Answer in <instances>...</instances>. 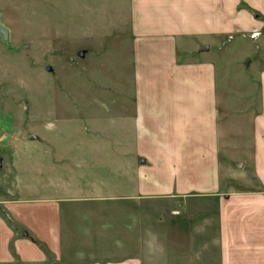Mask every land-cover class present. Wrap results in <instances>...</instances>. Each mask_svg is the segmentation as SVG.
<instances>
[{
  "label": "crops",
  "instance_id": "0c3cea01",
  "mask_svg": "<svg viewBox=\"0 0 264 264\" xmlns=\"http://www.w3.org/2000/svg\"><path fill=\"white\" fill-rule=\"evenodd\" d=\"M244 5L264 16V0H130L133 93L120 95V133L128 147L130 132L135 157L121 160L119 196L64 190L62 177L41 197L4 187L0 264H159L164 255L170 264H264V65L254 72L256 93L226 96L212 49L225 35L262 25ZM5 132L18 156L20 146ZM159 198L184 207L168 216L171 250L160 240L155 246L153 236L148 254L145 233L153 224H145L143 206ZM115 202L119 232L112 239L107 218ZM177 218L192 230L181 238Z\"/></svg>",
  "mask_w": 264,
  "mask_h": 264
},
{
  "label": "rangeland",
  "instance_id": "374dc122",
  "mask_svg": "<svg viewBox=\"0 0 264 264\" xmlns=\"http://www.w3.org/2000/svg\"><path fill=\"white\" fill-rule=\"evenodd\" d=\"M242 7L262 22L253 31L256 36L235 32L212 49L223 64L225 95L247 98L257 92L254 72L264 65V16ZM0 23L9 31L6 40L0 34V193L4 187L23 186L27 196L41 197L53 192L48 188L62 177L64 190L81 187L119 196L121 160L135 157L130 132L128 147H122L120 133L125 123L120 95L133 93L130 0H0ZM126 104L129 128L134 126V102ZM5 131L20 146L18 156L10 140L3 139ZM28 142L47 143L48 149ZM115 203L107 218L112 239L119 232L120 203ZM182 207L181 201L164 198L144 203V222L153 224L145 233L148 254L153 236L155 246L160 240L171 250L166 239L175 233L166 232L168 220L173 221L168 216ZM182 220L174 221L181 222L180 238L192 231L190 222ZM167 257L159 264H170Z\"/></svg>",
  "mask_w": 264,
  "mask_h": 264
},
{
  "label": "water",
  "instance_id": "95a60500",
  "mask_svg": "<svg viewBox=\"0 0 264 264\" xmlns=\"http://www.w3.org/2000/svg\"><path fill=\"white\" fill-rule=\"evenodd\" d=\"M0 34L3 38V40H6L8 38V35H9L8 29L1 23H0ZM247 62H249V58H246V63ZM1 164H2V158L0 156V166H1Z\"/></svg>",
  "mask_w": 264,
  "mask_h": 264
},
{
  "label": "built area",
  "instance_id": "2783aa9c",
  "mask_svg": "<svg viewBox=\"0 0 264 264\" xmlns=\"http://www.w3.org/2000/svg\"><path fill=\"white\" fill-rule=\"evenodd\" d=\"M250 35H251V37H255L256 36V32H252Z\"/></svg>",
  "mask_w": 264,
  "mask_h": 264
}]
</instances>
